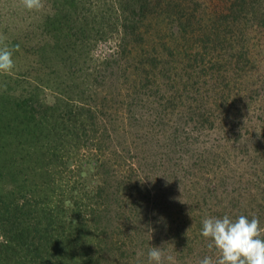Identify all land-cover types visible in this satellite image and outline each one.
Instances as JSON below:
<instances>
[{
  "label": "rangeland",
  "instance_id": "rangeland-1",
  "mask_svg": "<svg viewBox=\"0 0 264 264\" xmlns=\"http://www.w3.org/2000/svg\"><path fill=\"white\" fill-rule=\"evenodd\" d=\"M54 6L55 0H40V7L33 9H27L23 0H0V47L12 51L14 61L11 70L0 71V101L4 98L18 122L24 117V109L22 105L17 107L18 103L29 100L28 104L34 105L41 115L43 103L49 104L57 98L63 100L66 88L80 83L88 105L100 104L104 97L97 96L100 89L108 98L104 101L107 106L102 105L105 112L100 113L97 122L84 123L86 126L80 123L81 112L75 135L62 138V151L70 160L69 168L61 175L62 182L58 180L45 186L38 179L34 184V178L29 175L27 186L20 190L17 187L11 194L13 186L7 185L9 189L5 187L3 193L8 192L10 207L15 202L30 201L31 205L37 202L41 207L45 203L52 210L55 208L52 194L56 197L64 193L61 199H66V204L77 195L81 216L84 221L86 218V228L91 230L89 239L95 244L92 248L97 252L96 264H118L120 260H114L118 256L124 258L125 264H149L148 251L152 246H160L165 257L171 255L173 264H200L205 256L218 261L221 254L211 238L201 235V221L224 215L235 220L240 216L239 210L260 204L253 200L252 204H245L241 195L256 185L247 171L254 172L258 164L260 167L264 163V142H261L264 138H258L264 136L261 123L264 121V24L258 19L252 20L256 31L253 29L251 34L245 30L247 35L241 40L254 46L252 56L259 58L247 79L260 84L262 93L259 91V98H255L252 89L242 91L246 107L241 108L240 117L238 101L232 99L234 95L226 91L216 99L213 93L211 104L207 103L211 109L208 115L212 117L208 126L203 127L199 126L197 113L186 109L187 105L192 108L186 96L191 94V84L199 81L204 85L203 77L197 74L190 77V71V79L183 73L184 80L180 77L175 81L164 80L163 89L169 90L166 94L171 93L177 99L171 105L165 98L156 100L164 94L160 92L157 96H148L124 87L123 95H119L118 88L125 84V78L114 61L120 54L121 32H105L108 27L103 34L101 29L92 31L93 35L86 40L93 46L87 51L76 41L79 46L67 50L68 56L73 55L68 63L62 57L56 61V55L52 59L50 54L42 56L46 29L41 24ZM63 6L64 10L69 8L68 3L59 4L60 8ZM109 19L108 16V23ZM143 32L146 33L145 29ZM147 32L146 36L153 35L152 30ZM65 44L63 41L62 45ZM121 65L122 68L126 65V55L121 57ZM139 73H144L142 66ZM183 83H188L187 87L181 86ZM74 89L77 88L74 86ZM225 99L228 100L226 107L220 105ZM166 104L170 111L164 117L161 111ZM0 106L5 113L4 103ZM190 112L193 117H189ZM229 117L233 124L245 118V123H237L235 127L242 132L249 130L247 137L236 138L227 130ZM258 149L260 152L256 153ZM10 151L14 161L25 154L15 152L14 148ZM8 163L12 165L10 159ZM69 186L73 189L71 193L66 192ZM1 210L6 208L2 206ZM259 212L263 217V211ZM165 264L169 262L165 260Z\"/></svg>",
  "mask_w": 264,
  "mask_h": 264
},
{
  "label": "trees",
  "instance_id": "trees-1",
  "mask_svg": "<svg viewBox=\"0 0 264 264\" xmlns=\"http://www.w3.org/2000/svg\"><path fill=\"white\" fill-rule=\"evenodd\" d=\"M216 2L213 0H110L109 2L108 0H89V2L55 0L54 8L48 13L43 25L41 24L46 29L42 56L50 54L52 59V55H56V61L62 57L68 63L73 59V55H67L69 47L76 49L80 42V45H84L89 51L90 46L93 45L86 39L93 35L91 32L101 29L103 34L104 29L108 27L105 32L122 33L119 40L120 54L114 61L125 78V84L118 88L119 95H123L124 87L133 88V92L141 91L148 96L155 94L157 96L160 92L164 94L156 100L165 98L171 105L177 99L171 93L166 94L169 90L163 89L164 80L175 81L178 77L184 80L183 73L187 75V79H190L197 74L203 77L204 85L199 81L191 84L189 91L191 94L186 96L189 98L187 104L190 102L192 108L187 105L186 109L197 113L200 119L199 126H208L207 122L212 117L208 115L211 109L208 108L207 103L211 104L213 93L216 94V99L220 93L224 95L226 91L230 96L234 95L232 99L238 101L237 110L240 117L243 115L241 108L246 107L243 105L242 91L252 89L253 96L259 98V91L262 90L260 84L247 79L251 74L250 70L255 67L254 64L259 59L252 56L255 54L254 46L248 45L247 42L241 43V40L247 35L245 30L251 34L253 29L256 31L254 24L257 19L264 24V0H224L223 6ZM60 3H68L69 8L67 10H64L65 6L60 8ZM252 20L255 22L253 23ZM143 29L146 33L152 30L153 35L146 36ZM165 30L167 34L164 35ZM63 41L66 42L65 46L62 45ZM123 55H126V65L122 68ZM110 63L111 61H108V64ZM141 66L144 69L143 74L139 73ZM189 71L192 73L190 77ZM130 72L133 76H129L132 74ZM207 83L209 86H205ZM187 85L188 83H183L181 86L187 87ZM74 86L66 88V97L63 100L57 98L49 104L43 103L41 115L37 114L34 105L28 104L29 100L24 104L18 103L17 107L22 105L24 109V117L18 122L15 116H12L13 112L4 98L0 101L4 103L5 112L2 113L0 106V264H96L97 259L94 256L97 252L92 248L95 244L89 239L91 230L86 228V218L84 221L83 215L81 216V201L77 195L72 200L69 197L70 202L66 204V199H61L64 193L56 197L52 194V204L55 208L48 210L45 203L41 207L37 202L31 205L30 201L15 202L13 207H10L8 192L3 193L4 188H8L7 185L13 186L10 187V194L15 193L14 189L17 187L18 190L20 187L25 188L29 175L34 178V184L38 179L45 186L55 184L58 180L62 182L61 175L70 166L67 153L62 151L64 150L62 138L75 135V131L79 128L78 115L81 112V121H79L82 126L91 124L95 120L97 122L100 113L105 112L103 109L105 107L102 108V105L107 106L104 101L108 99L98 89L97 96H104L103 100L100 104L95 102L92 106L88 105L80 88L81 84ZM227 103L228 100L225 99L220 105L226 107ZM163 109L161 112L165 117V112L170 111L168 104ZM6 114L9 116H5ZM188 114L189 117H193L191 112ZM235 118L236 116L233 117ZM233 119L229 117L230 127L227 130H231L236 138L241 139L244 135L247 137L246 132L249 133V130L242 132L235 127L237 123L239 125L245 123V118L236 120L234 124ZM210 123L214 124L211 121ZM261 123L264 125V121ZM254 132L258 130L255 129ZM262 137L264 138V136L258 138ZM263 140L261 142H264ZM11 148H14L15 152H24V157H18L14 161L11 155L14 152L10 151ZM262 151L264 152V149ZM255 152L260 151L258 149ZM8 159L12 162L10 166ZM263 164L260 167L258 164L254 172L247 171L256 185L246 189L247 192H242L241 195L244 203L252 204L251 200L260 201L259 206L246 207L238 211L241 212L240 215H245L249 219L259 218L262 228L264 216L262 217L259 211H263L264 214V204L261 203L264 201ZM72 190V186H69L66 192L71 193ZM43 191L45 194L48 192L46 188H43ZM2 206L6 208L3 212ZM256 211L259 214L253 213ZM261 238H264V232ZM114 260L115 262L120 260L118 264H125L124 258L119 256Z\"/></svg>",
  "mask_w": 264,
  "mask_h": 264
},
{
  "label": "clouds",
  "instance_id": "clouds-1",
  "mask_svg": "<svg viewBox=\"0 0 264 264\" xmlns=\"http://www.w3.org/2000/svg\"><path fill=\"white\" fill-rule=\"evenodd\" d=\"M27 9L39 8L40 0H23ZM12 51L0 47V71L13 68ZM201 235L211 238L212 243L220 252L218 261L211 256H205L200 264H264V238H261L260 220L257 217L249 219L240 215L233 220L228 215L206 217L201 221ZM210 247L212 245H209ZM149 264H173L174 258L164 256L160 246H152L148 251Z\"/></svg>",
  "mask_w": 264,
  "mask_h": 264
}]
</instances>
